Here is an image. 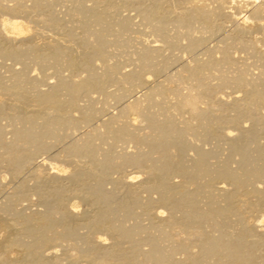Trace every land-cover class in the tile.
<instances>
[{
    "label": "bare ground",
    "instance_id": "bare-ground-1",
    "mask_svg": "<svg viewBox=\"0 0 264 264\" xmlns=\"http://www.w3.org/2000/svg\"><path fill=\"white\" fill-rule=\"evenodd\" d=\"M3 1L4 0H0V59L15 60L12 62L15 63L17 61L22 67L20 65V70L18 68L17 70L14 68H7L8 71L5 70L7 71L6 74L9 72L7 76H3L4 71L1 72L0 70V91L3 93L0 99V117L5 116L8 123L13 126H11L13 130H11L12 138L9 140L10 137L6 135L7 141L4 139L3 141V123L1 124L2 127L0 125V157H3V161L6 160V163L8 162L7 165L10 164V166H12V170L9 167L10 171H13L14 174L16 173L17 176L20 174V169H22L21 165H25L26 162L29 163L31 158H33L31 154H28L31 152L32 148H34L35 151L37 150L36 148L42 149L43 147L44 149L49 137L54 140L57 139L59 135L61 136V133L62 135L63 133L65 134V136L62 137L66 140L68 131L73 132L70 130L75 128L80 122H89L92 115L96 113L94 110L98 109V111H96L99 112L100 109L96 107V109H93L94 104H91L94 103L92 101L93 97H91L93 92L100 93L105 99L112 98L116 101H120L134 85L140 86L144 84V86L148 87V90L145 91L140 98L122 103L123 105L119 106L117 113L109 115L104 123L105 130L94 131L91 129L93 131H89L87 135L82 133L84 136L86 135L82 141L70 142L69 145L68 143L66 144L65 151L62 152L63 155L66 153L64 158L66 159L68 158L67 156H71L73 159H76V161H87L89 163L87 167L84 165L82 168V165H80L81 163L77 166L75 160L69 161L71 163L75 161V164H69V162H67L68 160L66 161L63 155H60V152L59 156L63 159H45L49 156L46 155L42 161L39 163L37 162V166L32 169L34 179L38 182L43 180V178L46 179L48 175L49 178L51 177L49 181L54 179V184L50 182L53 186L49 191L46 187L49 183L44 186L45 188L43 187V190L46 189L47 192L44 194L42 193L39 202L42 201L44 209L36 211V214L33 213L35 215L20 214L23 209L21 212H18L20 211L19 208H21L19 207L17 208L19 209L18 211H14L16 218L14 219L11 217L15 222L10 223L9 221L8 223L7 221L6 223L4 221L5 217L3 215L1 216L4 218L0 216V227L7 232L5 233L3 231L5 234H3L4 236L2 240H0V264H64L63 259H61L62 255H59V258V256H57L58 252L56 253L59 247L55 250V246L61 247L65 242L74 250V252L72 250V252L69 251L68 253L63 247L68 253H65L67 257V260L65 258V264H109L113 258L112 256L122 249L119 248V250H115L114 248H118V246L122 245L126 246L125 243L127 242L131 245L129 247L126 246L129 249L127 252L125 251L126 255L124 256H128L123 260L127 261L126 259L128 258L130 264L131 261L132 264H181L179 262L180 260H176L172 257V253H175L176 250L188 254V262H186V264H264V156L259 155L260 152L258 153L259 149L264 153V144L257 146L260 142L258 143L257 140L259 137L256 138V136H260V134L257 135L259 131L260 133L262 130L264 132V73L261 74L260 71H258L260 74L256 72L258 73V75L255 73L257 76L250 77L249 75H254V73L248 70V72L251 73L249 74L244 67L238 66L236 63L237 60L235 59L236 56L234 55V57L232 55L233 51H231L235 44L237 46L239 45V47L241 46L246 49V52L253 54V57L255 55L258 58L257 61L260 60V63L264 66V38L262 36L256 37L255 40H253L255 42H252V39L250 40V37H248L251 42L245 41L248 40L245 35L255 32L259 34L260 31L262 32L264 30V0H245V4L239 2L238 8L244 5L242 10L245 11L240 19L235 17L236 12L234 11L235 14H233L234 12L232 13L231 11L233 9L229 7L228 3L231 0L228 2L227 0H150L148 4H146L148 1L143 5L138 3L142 6H137V11L132 8L133 3L130 2V0H122L123 3L129 1V5L132 3L130 8L138 13V18L140 19V22H137L139 23L138 25H141L142 29L145 28L147 31L155 33L157 35L156 39L161 42V44H148L145 39L147 44L140 43L137 49L138 57L141 60L139 66L135 69L123 71V73L119 72L117 66L113 63L105 62L104 69L100 72L95 71L93 65V55L99 57L100 60H104L107 54L106 48L108 44L113 43L126 46L130 41L132 32L134 33L135 25H137L135 22H132L133 19H130V17L118 15L116 11L120 8L115 9L116 6H113L115 3L111 5V2L108 4L105 0H99L103 4V6H101L102 4L98 3H96V5H90L91 2L87 5V0H63L64 2H69V5L66 4L68 6L65 8L67 11L65 10L66 14H64V16L67 15L66 17L72 25L68 26V31H65L63 35L66 36L65 38L68 37V39L58 36H51L52 39H50V37L46 36L47 39L49 38L50 40H44V42L40 44L36 43V41L32 42L34 39L30 40L31 38L23 42L25 37L20 35L23 34L26 36V33L32 30L34 36L38 34L40 37L43 34L46 35L47 33L45 31L51 30V28L55 30L58 25L57 22L60 21H58L57 15L55 14L56 10L54 12L52 8V5H54L51 3L52 1L10 0L13 2L11 5H7L5 2L6 0L4 1L6 4H4ZM28 1L30 4H27ZM54 1L57 2L56 7L58 6V2L64 3L63 1L61 2V0ZM226 2L228 6H226ZM212 3H216V5L213 7L211 6ZM97 4L101 7L98 8L99 6H97ZM127 6H124V8ZM227 7L231 10L227 11ZM112 10H116L113 12L119 17L113 18L114 14L111 17ZM119 11L123 12L122 7ZM61 16L63 17V15ZM217 17H225L226 20L232 24V32L230 30L232 33V35H230L232 37H229L227 33V36L232 40L227 37V41L225 39L223 45L218 48L215 46V48H217L216 51H218L217 53H219L218 56L210 54L206 59H198L195 53L197 49L200 47L202 48L203 42L206 40L205 38H207L206 35L209 34L208 36H210L212 33L221 32L220 30L223 26V22H217ZM20 18H22V20ZM37 22L39 24L41 22L42 25H37ZM137 26L136 30H138V28L140 29L141 26L138 28ZM194 31L200 32V34L194 35ZM222 33L220 34L221 36ZM61 34H63V32ZM30 35L31 34H29V36ZM261 35H263V33ZM179 36H184L187 40L185 45L182 46L185 51L187 50V54L189 51L191 54L194 53L196 57L194 54L192 56L193 58L191 57L192 64L189 63L188 66H186L185 72L187 73L180 72L181 68H179L171 74H166L164 70L169 68L172 64L171 62L177 61L175 60L177 57H175V59H173V57V60H171L170 57H165L163 48L177 47L179 45ZM243 36L245 40H243ZM254 36L256 35H253V39ZM223 37L224 36H222V40L224 39ZM233 37L237 41H235ZM39 39L43 41V39ZM152 40H150L151 43ZM157 40L154 39L153 42ZM228 40L231 42L234 40L235 42L233 41L231 43L228 42ZM5 60L4 62H7ZM0 61L3 62V60ZM4 62L2 64L0 63L2 68L4 67ZM11 63L8 67L11 66ZM14 63L12 65H14ZM6 66L7 64L5 68ZM30 66L38 68L40 72L42 71L45 75V72H47L46 70L51 68V72L53 73V75L52 73L51 75L56 78L54 79L55 81L52 82L48 80L52 83L47 84L45 82L48 87L41 89L39 87L41 81L35 77L28 76L30 72H27V69ZM76 68H82L86 71V74L83 76L72 74L65 76L62 74V70L64 69L70 70L72 73ZM230 69L233 70L231 71ZM214 71H217V73H214ZM151 73L162 74L164 78L160 80L155 78L156 80L154 79L155 83L153 84L150 82V79L153 80ZM115 78L121 79L123 88L116 91L107 90L106 84ZM213 79H215L214 83L211 82ZM44 81L47 80L45 79ZM170 83L172 84L168 85ZM227 84L229 86L233 85L230 87L235 86L238 88L236 92L240 91L242 93L241 96L237 94L234 95V90L232 91L234 92L232 93L233 96L227 93L231 96V101L227 100L226 97H224L227 96V94L223 96V91L220 92L221 90L218 88H222L223 85L228 86ZM80 96L86 97L85 102H89L90 98L92 102L90 101L91 103L88 105L85 103V106H83L84 103L80 105L78 104V99L82 98ZM28 102H31V107L26 108L25 104L27 105ZM24 110L27 112H24ZM73 110L79 112V118L71 114ZM228 110L229 112L231 111V113L233 112V114L229 113L227 115L226 113L228 112L226 111ZM223 112L226 115H224ZM243 116L246 121H251V127L247 128V123L246 126L242 125L243 122L242 124L240 123L239 119ZM256 125H260V128H256L258 127ZM65 129H67V132H62ZM233 130H236V133H232ZM67 135L71 134L69 133ZM210 136L214 138L221 136L220 139H225L230 146L231 153L228 155L226 153L227 150H224V154L226 153L225 155L229 156V161L233 156L236 157L235 159L238 158V163L232 158L234 163L229 164V161H226V156L222 154L223 157L225 156L224 160L218 151L216 152L223 158V160L222 158L220 159L221 163L218 161V163L212 164L217 156L214 157L215 159L212 163L208 162L209 158H212L210 155L212 154L211 156H214L217 153L213 155L214 152L211 153L213 149L209 148V150H206L207 148L204 150L202 144L201 147H199L200 144L198 145L197 143L198 146H195L196 144H194V141H206ZM69 138L68 136L67 140ZM214 138H211V140ZM95 139L107 141V143L102 141L103 144L106 145L104 148H107V145L108 147H114V145L116 147L118 142H122L125 139L134 140L141 146L136 151H130L131 153H127V151L126 153L122 152V154L120 152L118 155L117 151V155H113L110 151L115 152L117 149L115 151L112 148V150H100L97 145L102 144V142L96 140L98 142L95 143ZM223 139L221 141H223ZM217 140H219V138ZM256 140V146L258 147V151H256L258 154L254 150L256 146L253 148V142H256ZM259 140H261V138ZM61 141H59V144H61ZM209 141L207 140L206 142ZM227 142L225 145H227ZM49 143L51 144V142H48V144ZM249 144L250 147L252 145L253 149L249 147L252 153L248 150L247 146H249ZM50 146L52 147V145ZM190 147L195 150L194 156L188 153L184 154V151H189L190 149L188 150L187 148ZM222 147H224V145ZM21 148H24V150L26 149L25 152H20V150H23ZM223 149L224 148H222V150ZM253 150L256 155H258L257 158L261 156L263 160L258 158L259 162L255 161L254 159L256 156L254 159L252 157L254 155ZM26 151L29 152L27 153ZM190 152L194 153L191 150ZM229 152L228 149V153ZM186 154L189 155V157H191V155L193 157L186 159ZM233 161L230 162L232 163ZM235 161L238 165H235ZM31 162L33 163V161ZM113 164H119V166L123 164H133L136 165V167H143V169L141 168L143 172L135 171V169L133 173H139L140 175L143 173V176H147L148 179L145 178L147 181L149 180V182H139V180L138 182L139 184L143 183L141 187L149 195H157V197H154L157 203L152 197H147L146 200L143 197V201L141 196L138 197V195H135V190L139 188L138 182H135L137 180H135L137 177L136 175H126L124 173L125 175L123 177L121 176L117 177V180L115 179L116 182L114 181V183L117 185L119 184V188L121 189V191L118 190L120 191L119 194L122 193L120 197H118V193L116 196V192L106 191L102 182L103 173L101 175V170H105L104 168H106L107 172V168H110L111 165L114 166ZM232 165H235L237 168H233L234 166L232 167ZM27 172L30 173V171ZM166 172L172 174L177 172V177L179 173L185 181L179 176L183 182L180 180L182 183H178L183 185L187 184L185 189L183 191L177 189L175 183H173L174 181H172L173 184L168 183L164 177ZM21 173L23 174V172ZM14 174L11 175L14 176ZM25 174L28 175V173ZM64 175H66L65 178H68L72 184V189L74 191H80V194L84 190H81V186L85 181L84 179L90 177L95 180V182L93 181L94 183L91 190L89 189V191H93L92 195L87 197L89 198V201L87 200L89 203H87H91L94 206L93 209H95V211H92L95 214L90 216L91 213H89V219H87V214L85 213L87 211H84L85 218L87 219H85L87 222L86 224H76L80 222L79 220H75L76 223L73 222L74 218H78L79 216V213L78 216H76L78 211L75 209L77 201L72 200L66 204L64 201H61V197L65 194L62 188L64 186L61 187V182L57 184L54 181L60 180ZM142 178L143 177H141V180ZM87 180H89V178ZM105 180H107V178H105ZM111 181L110 184H112ZM40 182H42V184L47 183H45V181ZM184 182H186V184H184ZM256 182H259L262 186ZM12 183L15 182L12 181ZM80 183L82 184L79 187ZM85 183H88V181ZM41 186L42 185H39V187ZM66 187L67 186L64 188L66 189ZM68 187L66 190L71 189L69 185ZM82 188H84V185ZM17 189L16 191L18 192ZM9 190H11V188ZM73 190H71L72 194L74 193L72 192ZM41 191L42 190H40V192ZM86 192L87 191H85V193ZM1 193L3 195V192ZM38 193L35 194L37 195ZM74 194L76 195L77 193ZM82 195L85 196V194ZM10 197H12V193ZM23 197L24 196L21 198ZM171 198L174 200L176 198V200L172 201L170 200ZM209 198H213L215 201L211 200L212 205L217 204L215 209L210 207L204 208L203 205V208H197V205H200L204 200L207 201ZM251 198L253 201H251ZM0 201L2 202V199ZM153 201L156 204H160L158 209L163 207L166 203H169L168 205L170 207V204H177L181 208L183 207L185 211L178 209L182 214L184 213L183 216H185L181 221H185L181 223L179 220L180 222L178 221L177 223H180V226L183 227L181 229H184L182 231L186 232V234L185 236L180 235V237L175 235V237H178L173 238L172 236L174 235L172 234L174 233L171 234L170 231L167 230V227L170 229L175 224L172 225L173 222L168 220L169 217L168 219L165 217L168 221L163 218L162 215L164 216V214L160 215L155 213L152 218L149 216L152 225L150 227L158 230V235L156 237L155 235L153 237L151 236V238L149 237L147 240L148 245L145 244V247L146 245L148 247L144 249L141 245L140 247H142V249H140L136 246L137 241H135L137 238L136 236L139 234L134 236L130 226L128 227L125 225L126 223L120 222L121 220L116 221V217L114 218L113 215L116 214L118 210H121L124 211V215H122L124 218H129L126 216L133 215L134 213L136 216L137 213L133 211L136 206L141 207L142 211H148ZM15 202L17 201L15 200ZM81 202H83V200ZM211 203L209 202V204ZM246 204H251L250 209L248 207L249 211H247L248 209L246 210L247 206H249ZM10 205L4 203L3 207H1L2 211L4 209L9 210L11 208ZM42 205L41 207L43 208ZM168 205H166V207ZM173 209L172 207V210ZM169 210L171 211V209ZM254 210L259 213L257 218L254 216L255 214L253 215L254 217L252 216ZM170 211H168L169 215L172 214H170ZM151 212L154 214L152 210ZM176 213L177 212H175L174 219L177 216ZM8 216L10 215H7V217ZM173 216V214L170 216V220L173 219ZM179 216H177V218ZM183 216H180L179 219ZM139 217L141 216L139 215L138 218ZM145 217L146 216H144V219H146ZM122 221H124V219ZM136 221H134V223H136ZM139 223H141V220ZM188 224L193 226L197 225V227L195 226L196 230H186ZM79 227L87 228L88 232L80 235L82 231L80 233L78 232ZM142 228L143 227H141V229ZM173 228L175 230L176 226ZM135 229L136 228L132 229L133 232ZM180 232L179 234H183ZM133 236L136 238L134 239ZM136 240H138V238ZM53 242L56 244L52 246ZM166 242L169 243L165 245L164 243ZM193 242L195 244V249L192 250L191 248L194 247L192 246L191 248L189 247L188 250L189 244H193ZM49 243H51V246L48 245ZM44 244L48 246L43 247ZM16 246L20 247L17 248L19 251L18 258L16 257L18 254L16 256L15 254H9L10 250H13ZM81 246H88L90 249H88L89 252L87 254L82 253L83 249H81ZM111 247L114 248L111 249ZM113 250L116 252L114 253ZM123 250L122 252H124ZM97 251H99V255L102 254V258L99 256L100 258L98 259L93 256V253L96 254ZM100 251H103L104 254L100 253ZM121 254H119V256ZM124 256L121 258H124ZM121 258H119V260H121ZM115 260L118 264L119 260L114 258L113 262ZM120 262L123 263V261H119V264ZM182 263H185L184 259Z\"/></svg>",
    "mask_w": 264,
    "mask_h": 264
},
{
    "label": "rangeland",
    "instance_id": "rangeland-1",
    "mask_svg": "<svg viewBox=\"0 0 264 264\" xmlns=\"http://www.w3.org/2000/svg\"><path fill=\"white\" fill-rule=\"evenodd\" d=\"M5 1V0H4ZM3 1V3L4 4H6L7 3V5H11L13 2L12 1H10V0H6L5 2ZM48 1H52L51 3H53L54 5H52V8L54 9V12H55V10H56V12H55V14L57 15V18H58V21H60V22H57L58 23V25L56 26V28H55V30H54V28L52 29L51 28V30L53 31H51V30H47V31H45L47 34L46 35H41L40 37H39V35L37 34V35H33L32 34V30L29 32V33H26V36L25 35H23V34H21L20 36H24L25 37V40H23V42H26V41H28L30 38V40H32V39H34V41L32 40V42H35L36 41V43H40L41 44V42H44V40L45 41H47V40H50V39H52L51 38V36H53V37H66V36H63L64 35V33H65V31H68V26H72L70 23H69V19L66 17V16H64V14H66V12H65V8L69 5V2L68 1H66V2H64L63 0H61V2L63 1L64 3L63 4H65V5H63L62 3H59L58 2V6L56 7V5H57V2L56 1H54V0H48ZM112 1H114V0H109V1H107V0H105V2L106 3H108V4H110L109 2H111V5H112V3L114 4L113 6L115 7V9H121V7H122V10H123V12H121V11H116V10H112V13H111V17L113 16V14H114V17L113 18H115V17H119L118 15H120V16H128V17H130V19H133L132 20V22H135V24H139V23H137L138 21L140 22V19L138 18L139 16H138V13H136V11H137V6L139 7V6H142L144 3H146L147 1V3L146 4H148V3H150V0H133V1H131L130 0V2H132L133 3V6H132V3H131V5H129L130 4V2L128 1V2H124L123 3V1L122 0H115L114 2H112ZM228 1H230V0H227V2ZM244 1L245 0H231L228 4H229V7H231V9H233V10H231L229 7H227V11L228 10H231L232 11V13L235 11L236 12V14H235V12L233 13V14H235L234 16L236 17V18H238V19H240L243 15H244V13H245V11L244 10H242V7L244 8V5H242V7L240 6L239 8H238V5L240 4V3H242V4H245L244 3ZM90 2H91V4H90ZM100 2V3H99ZM118 2V3H117ZM143 2V3H142ZM215 2V1H214ZM227 2H226V4H227ZM240 2V3H239ZM96 3H98V4H102V2L101 1H99V0H97V1H95V0H93V3H92V0L90 1V0H87V2H86V4L88 5V4H90V5H96ZM129 3V4H128ZM137 3V4H136ZM138 3H141V4H138ZM232 3H234V4H232ZM27 4H30V2L28 1L27 2ZM66 4H68V5H66ZM97 4V6H99L98 8H100L101 6H103V4L100 6V5H98ZM118 4V5H117ZM121 4V5H120ZM124 4V5H123ZM228 4L226 5V6H228ZM120 5V6H119ZM128 5V6H127ZM216 5V3H212L211 4V6H215ZM230 5H233V6H230ZM60 6V7H59ZM64 6V7H63ZM118 6V7H117ZM124 6H127V7H125V8H127V9H125L124 8ZM132 6V8H134L136 11H134L132 8H130ZM56 9H55V8ZM60 9H59V8ZM62 8V9H61ZM241 8V9H240ZM64 9V10H63ZM130 9V10H129ZM133 11H132V10ZM217 10V9H216ZM240 10H242V11H240ZM67 11V10H66ZM113 11H116V13L118 14H116L115 12H113ZM238 11V12H237ZM240 11V12H239ZM119 12H120V14H119ZM135 12V13H134ZM122 13V14H121ZM124 13V14H123ZM238 13V14H237ZM239 13H240V15H239ZM127 14V15H126ZM59 15V16H58ZM61 15H63V17L61 16ZM130 15V16H129ZM7 16V15H6ZM45 16V15H44ZM239 16V17H238ZM132 17V18H131ZM224 18L225 17H223V18H216V21L217 22H223V26H222V28H221V32L220 33H212V35H210V36H208V35H206L207 36V38H205L206 40L203 42V45H202V48L200 47L199 49H197L196 50V56H197V58L198 59H206V58H208V56L210 55V54H214V55H217L218 56V54L219 53H217L218 51H216L217 50V48L219 47V46H221V45H223L224 44V40L226 39V41H227V35L229 34V37H232L231 35H232V24L228 21V20H226V18H225V20H224ZM21 20H22V18H20ZM220 21H219V20ZM223 19V20H222ZM226 21V22H225ZM62 22V23H61ZM65 24V26H64V24ZM31 24V23H30ZM39 23L37 22V25H38ZM40 24H41V22H40ZM39 24V25H40ZM68 24V25H67ZM228 24V25H227ZM231 24V25H230ZM31 25H33V24H31ZM30 25V26H31ZM42 25V24H41ZM67 25V26H66ZM137 25H135V29H134V33L132 32V34H131V37H130V41L126 44V46H121V45H117V44H113V43H110V44H108V46H107V54H106V56L104 57V60H100V58L99 57H96V56H94L93 55V62H94V69H95V71H97V72H100V71H102L103 69H104V63L105 62H107V63H113V64H115L116 66H117V69L119 70V72H122L123 73V71L125 72V71H128V69H135V68H137L138 66H139V64H140V62H141V60L139 59V57H138V54H137V49H138V46L140 45V43H142V44H144V43H146V41H147V43L149 44H154V43H160L161 44V42H159L157 39H156V37H157V35L155 34V33H153V32H151V31H147V29H142V26L140 27L139 25L137 26ZM225 25H227V26H225ZM61 26V27H60ZM136 26H137V28L138 27H140V29H142V30H140L139 28H138V30H136ZM65 27H66V29H65ZM231 27V28H230ZM50 28V27H49ZM70 28V27H69ZM224 28V29H223ZM229 28V29H228ZM228 29V30H227ZM62 30H64V31H62ZM230 30H231V32H230ZM57 31V32H56ZM51 32V33H50ZM58 32H59V35H58ZM63 32V34H61ZM218 32V31H217ZM223 32V33H222ZM226 34H225V33ZM230 32V33H229ZM257 32H259V31H257ZM222 33V36H224L223 38V40H222V36L220 35ZM228 33V34H227ZM263 33V35H261V34ZM29 34H31L30 36H29ZM50 34V35H49ZM193 34L194 35H199L200 34V32H197V31H194L193 32ZM218 34V35H217ZM225 34V35H224ZM231 34V35H230ZM256 35V36H254V39H253V35ZM258 33H251V34H247V35H245V37L248 39V40H245L244 39V36H243V40H245V41H250L251 39V41L252 42H255V41H253V40H255V38L256 37H260V36H262L263 38H264V30L261 32H259V34L257 35ZM27 35H28V37H27ZM35 37H33V36ZM248 35H250V36H248ZM50 37V39L48 38L47 39V37ZM28 39H27V38ZM45 37H46V39H45ZM226 37V38H225ZM228 37V38H229ZM248 37H250V40H249V38ZM39 38H41V39H43V41H41ZM234 38V37H233ZM65 39H68V37L67 38H65ZM143 39H144V41H143ZM145 39H146V41H145ZM155 39V40H157V41H154L153 42V40ZM230 40H232L231 38H229ZM148 40H149V42H148ZM150 40H152V43L150 42ZM178 40H179V45L177 46V47H175V48H168V47H164L163 48V54H164V56L165 57H170V59L171 60H173V59H175V57H177V59H175V60H177V61H174V62H171L172 64L169 66V68H167V69H165L164 70V72L167 74H171V73H173V72H175L177 69H179V68H181V70H180V72H183V73H187V72H185V70H186V66H188V64L189 63H191L192 64V56H193V54H191V53H189V51H188V54H187V50L185 51V49H183V47L182 46H184L185 45V43H186V38L184 37V36H179L178 37ZM230 40H228V42H231ZM234 40H235V38H234ZM233 40V41H234ZM232 41V42H233ZM235 41H237V40H235ZM234 41V42H235ZM250 41V42H251ZM264 41V40H263ZM231 42V43H232ZM262 42V41H261ZM260 42V43H261ZM146 43V44H147ZM259 43V42H258ZM218 46H217V45ZM235 44V43H234ZM262 44H263V42H262ZM261 44V47L263 48V45ZM215 46L217 47V48H215ZM235 47V48H234ZM233 47V49L231 50V51H233L232 52V55L234 56H236V60H237V65L238 66H241V67H244L245 69H246V71L248 72V70H249V72H253L254 73V75H252L251 73H249V74H251V75H249L250 77L251 76H257L258 75V71H260V73L261 74H263L264 73V66L260 63V60L259 61H257L258 60V58L254 55V57L256 58H254L252 55L253 54H250L249 52H246V49H244V48H242L241 46L239 47V45L237 46L236 44H235V46ZM242 49H244V50H242ZM199 50V51H198ZM248 51H250L249 49H247ZM198 52V53H197ZM184 54V55H183ZM195 54H194V56H195ZM180 56H181V58H180ZM195 56V57H196ZM234 56V57H235ZM174 57V58H173ZM179 57V58H178ZM192 57V58H191ZM194 57V58H195ZM238 57V58H237ZM159 58V57H158ZM173 58V59H172ZM180 59V60H179ZM0 60H3V62H4V60L5 59H0ZM190 60V61H189ZM5 61H7V62H4V69L0 66V70H1V72L2 71H4L3 72V76H7L8 74H9V72H8V74H6L7 73V71H8V69L7 68H14V69H16L17 70V68L20 70L21 68H20V65H19V63H17V61L14 63V62H12V61H15V60H5ZM2 61H0V63H1ZM2 62V63H3ZM12 62V63H11ZM1 63V64H2ZM7 64V66H6V68H5V65ZM10 63H11V66H9L8 67V65H10ZM14 63V65H12ZM17 63V64H16ZM14 66V67H13ZM19 66V67H18ZM21 67H22V65H21ZM32 66H30V67H28V69H27V72H30L29 74H28V76L29 77H35L36 79H39L41 82H40V88L41 89H44V88H47L48 87V85L47 84H50V83H52V82H54L55 80L54 79H56V78H54V76H52L53 75V73L51 72L52 71V69L51 68H49L48 70H46L47 72H45L46 73V75L41 71L40 72V70L38 69V68H34V67H32ZM5 70H7V71H5ZM30 70V71H29ZM231 71L233 70V69H230ZM262 71V72H261ZM1 72H0V75H1ZM62 74L63 75H65V76H69V75H77V76H83V75H85L86 74V71L85 70H83L82 68H76L75 70H73L72 71V73H71V71L70 70H66V69H64V70H62ZM143 72H145V71H143ZM164 72H162V73H164ZM256 72H258V73H256ZM49 73H50V75H49ZM51 73H52V75H51ZM73 73H75V74H73ZM214 73H217V71H214ZM257 75H256V74ZM259 73V74H260ZM6 74V75H5ZM36 74V75H35ZM48 74V75H47ZM32 75V76H31ZM33 75H35V76H33ZM264 75V74H263ZM37 76V77H36ZM49 76H52V77H49ZM151 76H152V78H153V80L152 79H150V82H152L153 84L155 83V80L157 79H162V78H164L163 76L164 75H162V74H159V73H151ZM48 79H47V78ZM76 77V76H75ZM151 78V77H150ZM156 78V79H155ZM42 79V80H41ZM47 80V81H44V80ZM155 79V80H154ZM52 81V82H49V81ZM44 83H43V82ZM214 81H215V79H213V80H211V82H213L214 83ZM47 84H46V83ZM47 86H46V85ZM123 83H122V81H121V79H119V78H115V79H113V80H111V81H109L107 84H106V87H107V90H109V91H112V90H114V91H116V90H121L122 88H123V85H122ZM151 84V83H150ZM153 84H151V85H153ZM172 83H170V84H168V85H171ZM228 85V84H227ZM230 86H233V85H230ZM229 85L228 86H222V88L221 87H218L221 91L220 92H222V94H223V96L224 95H226L227 93L228 94H232V93H234V95L235 94H237V95H240L241 96V92L240 91H237L236 92V90H238V88H236L235 86L234 87H230ZM217 88V89H218ZM219 89H218V92H219ZM148 90V87H146V86H144V84H141L140 86H137V85H134V86H132L131 87V90H129L125 95H124V97L120 100V101H116V100H114V99H112V98H104V96L103 95H101L100 93H98V92H93L91 95V97H93L92 99L90 98L89 100L91 101H93L94 103H91L89 100V102H85V96H80V97H82V98H80V99H78V104H80V105H82L83 103V106H85V103H86V105H88L89 103H91V104H94L93 105V109H96V108H99L100 110H99V112H97L98 111V109H96V110H94L96 113L94 114V112H93V114L94 115H92V117H91V119H90V121L89 122H87V123H84V122H80L75 128H72V130H70V129H68V130H70V131H73V132H69L68 131V133L67 134H71V135H67L66 134V137L68 138V136L70 137L68 140H67V138H66V140H64L63 139V137L62 136H65V134L63 133V135H62V133H61V136L59 135L58 136V140L57 139H54L53 140V138H51V137H49V139L47 140V138H46V140H47V145L49 146H45L44 147V149H43V147H42V149H40V151H39V149L38 148H36L37 150L36 151H38V152H36L35 151V149L34 148H32V149H34V150H32L31 149V152H29V151H26L28 154H31V157H33V158H31V160L29 161V163L28 162H26L25 163V165L24 164H22L21 165V168L22 169H20V171L21 170H23V171H21V172H23V174L19 171V173L20 174H18V176H20V177H18L17 175H16V173L14 174L13 173V171H10V168H11V170H12V166H10V164L9 165H7V163H6V160L5 161H3V157L1 158L0 157V161H2V162H0V180H3V181H0L1 183H4V184H1L0 183V200L2 199V202L0 203V205L4 202V199H5V204L7 203L8 205H10L11 206V208L8 210V209H4L3 211H2V209H1V207H3V205H4V203L0 206V209H1V213H0V216L1 215H3L4 217H2V218H4V221L7 223V221H8V223H9V221H10V223L11 222H15L14 221V219L16 218L15 217V213H14V211L16 210V211H18L19 209H20V211H18V212H21V210H22V212L20 213V214H25V215H30L31 216V214H32V216L33 215H35L36 214V211H39V210H42V209H44V204L42 203V201L41 202H39L41 199H39V198H41L40 196L42 195V193L44 194V193H46L47 192V190L49 191V189H52V186L53 185H51V183L52 184H54L53 183V180L54 179H52V181H49V180H51L49 177H48V175L46 176V179L45 178H43V180H40V181H45V183L46 184H42V182H40V181H38L37 182V180H35L34 179V177H33V175H32V173H33V170L32 169H34L37 165L36 164H38L40 161H42L43 160V158H45V156L46 155H49V156H47V158H45V159H51V160H59V159H63L65 156H66V153L63 155V151H65V147H66V144L68 143V145H69V143L70 142H79V141H82L84 138H85V136L87 135V133L89 132V131H103V130H105V122H106V120H107V118L109 117V115H112L113 113H117V111H118V109H119V106L121 105H123L122 103H126L127 101H131V100H134L135 98H140L143 94H144V92L145 91H147ZM235 90V91H234ZM232 91H234V92H232ZM229 92H231V93H229ZM227 94V96H224V97H226V99L227 100H230L231 99V96H233V94L230 96V95H228ZM2 96H3V93L0 91V99L2 98ZM228 96H230L229 98H227ZM88 99V98H87ZM87 101V100H86ZM231 101V100H230ZM229 102V101H228ZM30 104H31V102H28L27 103V105L25 104V107L26 108H28V107H31L30 106ZM79 105V106H80ZM25 107H23L24 109H26ZM96 107V108H95ZM26 110H24V112H25ZM27 112V111H26ZM225 112V111H224ZM224 112H223V114H224ZM226 112H228V113H226L227 115L229 114V113H231V111L229 112V110L228 111H226ZM71 114H73V116L74 117H76V118H79L80 116V114H79V112L77 111V110H73V111H71ZM226 114H224V115H226ZM231 114H233V112L231 113ZM4 118V120H3V118ZM0 125L2 124L3 125V128H2V130H4L3 131V133L4 134H2L3 135V137H2V140L4 139L5 141H7V137H10L9 138V140L12 138V125L11 124H9L8 123V120L6 119V117L5 116H1L0 117ZM6 119V120H5ZM242 119V120H241ZM241 119H239L240 120V123L242 124V122H243V126H246V123H247V128H249V127H251L252 125H251V121L249 120H247L246 121V119H245V117L243 116ZM244 120V121H243ZM88 124V125H87ZM249 124H250V126H249ZM2 125H1V127H2ZM225 125V124H224ZM12 126V127H11ZM256 126H258V127H256ZM255 127L256 128H260V125H256ZM91 129H93V130H91ZM12 130V131H11ZM10 131V132H9ZM234 131V130H233ZM232 131V133H236L235 131L233 132ZM9 132V133H8ZM62 132H67V129H65L64 131H62ZM6 133H8V134H6ZM86 134L85 136L83 135V134ZM219 133V132H218ZM263 133V134H262ZM77 135V137H76V135ZM258 134H260V136H256V138L257 137H259V138H257V140H258V143L260 144H258L257 146H261V145H263L264 144V132H263V130H262V132L260 133V131H259V133H257V135ZM6 135H7V137H6ZM62 137V138H61ZM83 137V138H82ZM6 138V139H5ZM62 140H60V139ZM65 138V137H64ZM71 138H73V139H71ZM77 138V139H76ZM209 139H207L208 141L209 140H211V138H214V137H208ZM219 138V140H217V139ZM221 138V136H219V137H215L214 139H216V140H214V139H212L211 141H209V142H206L205 140H202V142H200V140H199V142L197 141V140H195L194 142V144H200V146L199 147H201L202 145L204 146V147H202L204 150L206 149V150H209V149H213V150H211V153L212 152H214L213 153V155L215 154V153H217L216 151H218V153L220 152V155L223 157V155L222 154H224V152L226 151V153L228 154V155H230V153H231V150H230V146L228 145V142L227 141H225V139H223V141H224V143H223V141H221L222 139H220ZM261 138V140H259ZM79 139V140H78ZM3 140V141H4ZM8 140V141H9ZM96 140H100V139H95V143H97L98 141H96ZM193 140V139H192ZM257 140H256V142L254 141L252 144H253V148H254V146H256V144H257ZM56 143H55V142ZM59 141H61V144H59ZM101 142L103 141L104 143H107V141H105V140H100ZM197 141V142H196ZM217 141V142H216ZM48 142H51V144L49 143L48 144ZM103 142H102V144H103ZM221 142H222V145H221ZM226 142H227V145H225L226 144ZM100 143V142H99ZM117 143V142H116ZM116 143H114V144H116ZM213 143V144H212ZM57 144V145H56ZM102 144H99V145H97V147H98V149L100 148V150H110L111 148L112 149H114V151L115 152H112V151H110L113 155H117V153H118V155H119V153L121 152H127V153H129L130 151L132 152V151H136L141 145L140 144H137L134 140H131V139H125V140H123L122 142H118V144H117V146L115 147V145H114V147H108V145H107V148L105 147L104 148V146H106V145H102ZM195 145V146H198V145ZM202 144V145H201ZM217 144V145H216ZM50 145H52V147L50 146ZM213 145V146H212ZM218 145H220V146H218ZM224 145V147H222ZM248 145V144H247ZM53 146H55V147H53ZM62 146V147H61ZM101 146H102V149H101ZM227 146V147H226ZM255 147L254 148V150L256 151L257 149H258V147ZM193 147V146H192ZM210 147H213V148H210ZM218 147V148H217ZM248 147V150L249 151H251V149H253L252 148V145H251V147H250V144H249V146H247ZM251 149H250V148ZM104 148V149H103ZM209 148V149H208ZM222 148H224L223 150H222ZM226 148V149H225ZM229 149V153H228V149ZM20 149V148H19ZM21 149H23V150H20V152L22 151H24L25 152V150H24V148H21ZM111 149V150H112ZM188 150L190 149L191 151H195V150H193V148H187ZM215 149V150H214ZM218 149V150H217ZM222 150V151H220V150ZM44 150V151H43ZM190 150L189 151H184V154L185 153H188V154H192L193 156H194V154H195V152L194 153H192V152H190ZM225 150V151H224ZM253 150V151H254ZM118 151V152H117ZM255 151H254V155L252 156L253 157V159H254V157L256 156V158L254 159L255 161H258L259 162V159H262L263 157H261V156H264V153L262 152V151H260V149H259V151H258V153H259V155H261L260 157H258L257 158V156L258 155H256V153H257V151H256V153H255ZM59 152H60V155L62 154L63 155V158L61 157V156H59ZM117 152V153H116ZM130 152V153H131ZM222 152V153H221ZM261 152H262V154H261ZM55 153V154H54ZM114 153H116V154H114ZM215 154L214 156H211L210 155V157H212L211 159L209 158V160H211V161H209L208 160V162H210V163H212V161L215 159L214 157H216L217 156V158H216V162L215 161H213V163L212 164H214V163H218V161L221 163V158L222 157H220V155L219 154ZM225 153V154H226ZM250 153H252V151L250 152ZM257 153V154H258ZM33 154V155H32ZM123 154V153H122ZM224 154V155H225ZM36 155H38V156H36ZM53 155V156H52ZM55 155V156H54ZM191 155V157H193ZM4 156V155H3ZM226 156V155H225ZM224 156V157H225ZM236 156V155H235ZM39 157H40V160H39ZM60 157V158H59ZM68 158H64L67 162H69V161H73V160H75L76 161V159H73L71 156H67ZM185 157H187L186 159H188V158H191V157H189V155H185ZM219 157V158H218ZM223 157V158H224ZM223 158H222V160H223ZM226 161L228 160L229 161V156H226ZM231 158V157H230ZM233 159H235L236 157H232ZM230 159V161H233V159ZM39 160V161H37V160ZM72 159V160H71ZM218 159V160H217ZM257 159V160H256ZM224 160H225V158H224ZM236 161L238 160V158L237 159H235ZM263 160V159H262ZM31 161H33V163L31 162ZM74 161V162H75ZM84 161V160H83ZM228 162L229 164H233L234 163V161L231 163V162ZM236 161H235V165L238 163V161H237V163H236ZM38 162V163H37ZM74 162H72L73 164H75L76 163V165L77 166H79V164L80 165H82L81 167L83 168L84 167V165H86V167L89 165V163L87 162V161H84V162H82L81 160H77L75 163ZM223 162V161H222ZM2 163V164H1ZM29 165H28V164ZM64 163H66V162H64ZM72 163L71 162H69V164H71L72 165ZM78 163V164H77ZM6 166H5V165ZM33 167H31V166ZM34 165V166H33ZM114 165V164H113ZM118 165V166H117ZM121 165V164H120ZM132 165V166H131ZM235 165H232V167L233 168H235L236 166ZM238 165V164H237ZM26 166V167H25ZM112 166V165H111ZM110 166V168H107V172H106V168H104L105 170H101V175H102V173H103V177H102V182H103V185H104V188L106 189V191L108 190V192H111V191H113V192H116V196H117V193L119 194V192L121 191V189L119 188L120 186H119V184L117 185L116 183H114V181L116 182V180L118 179L117 177H123L125 174L126 175H128V174H131V175H136L137 177L135 178V182H138V180H139V182L140 181H143V182H149V180L147 181V176H143L144 174L143 173H141V175L139 174V173H137V174H135V173H133V172H135V171H141V172H143V167H136V165H133V164H123V165H121V166H119V164H116V165H114V166H112L111 167ZM133 166H135V167H133ZM10 167V168H9ZM30 167V168H29ZM85 167V168H86ZM109 167V166H108ZM231 167V166H230ZM69 168H70V166H69ZM114 168V169H113ZM116 168V169H115ZM139 168V169H138ZM237 168V167H236ZM25 169V170H24ZM136 169V170H135ZM141 169V170H140ZM135 170V171H134ZM27 171H30V173L29 172H27ZM103 171V172H102ZM104 171H105V175H104ZM132 171V172H131ZM7 172V173H6ZM10 172V173H9ZM109 172V173H108ZM127 172H131V173H127ZM25 173H28V175L27 174H25ZM125 173V174H124ZM175 173V172H174ZM172 174V173H170V172H166L165 174H164V177L166 178V180H167V182L168 183H170V184H173V183H175V186L177 187V189H179V190H181V191H183L184 189H185V187H186V182H184V184H186V185H183V184H179V183H182L183 181H185V179L184 178H182V176L178 173V177L176 176L177 175V172L175 173V174ZM11 174H14V176L13 175H11ZM107 174V175H106ZM110 174V175H109ZM139 174V175H138ZM23 175H24V177H23ZM172 175V176H171ZM28 176V177H27ZM44 176V177H45ZM65 176L66 175H64L63 177H61V179L60 180H58V181H54L55 183H60V186L62 187V186H67L68 187V185L70 186V190L68 189V190H66L67 189V187H66V189L64 188V187H62L63 189H64V192H65V194L61 197V201L63 202L64 201V203L66 204L67 202H69V201H77V206H76V210L78 211L77 212V214H76V216H78V213H79V216H78V218H74V220H73V222L74 223H76V221H80V222H77L76 224H78V223H83V224H86L87 222H86V220L87 219H89V216H88V214L89 213H91V215L90 216H92V215H94L95 213L92 211V210H94L95 211V209H93V205L91 204H88L89 202V198H87L89 195H92V192L91 191H89V189L91 190V187H92V185H93V183L95 182V180L93 179V178H90V177H88L89 178V180H87L88 178H86V179H84L82 182H83V184L82 183H80V185H79V187L81 186V184H82V186H81V190L82 189H84L85 191H87L86 193H87V196H86V193H85V191L83 190V192L80 194V191L78 192V191H74L73 189H72V184L70 183V181H69V179L68 178H65ZM104 176H105V178H107V180H105V178H104ZM108 176V177H107ZM110 176V177H109ZM175 176V177H174ZM179 176H181V178L183 179V181L181 180V178L179 177ZM12 179V181L13 182H15V183H12V181H11V179ZM141 177H143L142 178V180H141ZM147 179H146V178ZM169 177V178H168ZM16 178V179H15ZM20 180H19V179ZM49 178V179H48ZM63 178V179H62ZM104 178V179H103ZM113 178V179H112ZM172 178V179H171ZM18 179V180H17ZM33 179V180H32ZM48 179V180H47ZM111 179H112V181H111ZM116 179V180H115ZM178 179V180H177ZM9 180V181H8ZM111 181V183L112 184H110V181ZM145 180V181H144ZM180 180L182 181V182H180ZM11 181V182H10ZM18 181V182H17ZM35 181V182H34ZM66 181V182H65ZM86 181H88V183H85ZM94 181V182H93ZM172 181H174L173 183H172ZM175 181H177V182H175ZM10 182V183H9ZM21 182V183H20ZM30 182H31V184H30ZM51 182V183H50ZM69 182V183H68ZM139 182H138V185H139V188H137L136 190H135V192L137 193H135V195L137 196L138 195V197H140L141 196V199H143V201H144V198H145V200L147 199V197H152L153 199H154V201H155V199L156 198H154V197H157V195H155V194H151V195H149L146 191H144L143 189H142V187H141V185L143 184V183H140L139 184ZM179 182V183H178ZM8 183V184H7ZM35 183V184H34ZM37 183V184H36ZM41 183V184H40ZM49 183V184H48ZM63 183V184H62ZM65 183V184H64ZM67 183H68V185H67ZM256 183H259V182H256ZM11 184V185H10ZM13 184V185H12ZM20 184V185H19ZM42 185L41 187H39V185ZM48 184V185H47ZM87 184H88V186H87ZM117 186H116V185ZM260 184V183H259ZM259 184H257V185H259ZM5 185V186H4ZM9 185V186H8ZM19 187H18V186ZM22 185V186H21ZM25 185V186H24ZM27 185H28V187H27ZM31 185V186H30ZM33 185V186H32ZM47 185V186H46ZM50 185V186H49ZM83 185H84V188H82L83 187ZM261 186H262V184H260ZM259 185V186H260ZM2 186V187H1ZM8 186V187H7ZM12 186V187H11ZM44 186H46L48 189L46 190H43V187ZM106 186V187H105ZM115 186V187H114ZM6 187V188H5ZM38 187V188H37ZM85 187H87L88 188V190H87V188H85ZM11 188V190H9ZM18 188V189H17ZM29 188V189H28ZM45 188V187H44ZM69 188V187H68ZM118 188V189H117ZM16 189L18 190V192L16 191ZM104 189V190H105ZM114 189V190H113ZM8 190V191H7ZM13 190V191H12ZM21 190V191H20ZM37 190V191H36ZM40 190H42L41 192H40ZM71 190H73L72 192H74V193H79L78 194V196L80 197H78L77 196V194L75 195L74 193L72 194L71 193ZM117 190V191H116ZM118 190H120V191H118ZM140 190V191H139ZM7 193H6V192ZM18 193H16V192ZM25 191V192H24ZM36 191V192H35ZM38 191H39V193H38ZM67 191V192H66ZM139 191V192H138ZM1 192H3V195H2V193ZM30 192V193H29ZM32 192H34V193H32ZM5 193V194H4ZM9 193V194H8ZM11 193H12V197H10L11 196ZM15 193V194H14ZM19 193H20V195H19ZM28 193V194H27ZM35 193H38L37 195L35 194ZM66 193H68V194H66ZM70 193H71V195H70ZM89 193V194H88ZM91 193V194H90ZM32 194V195H31ZM40 194V195H39ZM82 194H85V196H86V198H85V196H83ZM145 194V195H144ZM66 195H67V197H66ZM82 195V196H81ZM122 195V193H120L119 194V196L118 197H120ZM147 195V196H146ZM2 196H3V198H2ZM22 196H24L23 198H21ZM26 196H28V197H26ZM36 196V197H35ZM65 196V197H64ZM69 196V197H68ZM146 196V197H145ZM173 196V195H172ZM31 197V198H30ZM72 199H71V198ZM82 201L83 200V202H81L78 198ZM144 197V198H143ZM27 198V199H26ZM66 198V199H65ZM77 198V199H76ZM178 198V197H177ZM19 199V200H18ZM32 199V200H31ZM36 199V200H35ZM69 199V200H68ZM15 200L17 201V202H15ZM29 200V201H28ZM66 200V201H65ZM88 200V201H87ZM170 200H172V201H175L176 200V198H175V200L174 199H170ZM211 200L212 201H214L213 200V198L212 199H208L207 201H202L201 202V204L200 205H197V208H203V206H204V208H207V207H210V208H216V205L217 204H213L212 205V203H211ZM14 201V202H13ZM21 201V202H20ZM80 201V202H79ZM153 201V205L151 204V207H149L148 209V211L147 210H145V211H142V209H141V207H139V206H136L135 207V210H133L134 212H136L137 213V217L135 216V213L133 214V215H130V216H126V217H129V218H124V216H122V215H124L123 214V212L124 211H121V210H118L117 212H116V214H114L113 215V217L115 218V220L117 221V220H121L120 222H122V223H126L125 225H127L128 227L130 226V228H131V232H132V234L135 236L136 234L138 235V236H136L137 238H138V240H136L135 238H134V236H133V238L135 239V241H137V247H139L140 249H142V247H140L141 245L143 246V248L145 249L146 247H148L147 245V240H148V238L150 237L151 238V236L153 237L154 235H155V237L158 235V230H156L155 228H152V227H150V226H152L151 225V221H150V219L152 218V216H154L155 215V213L157 214H160V215H162V214H164V216L162 215V217L163 218H167L168 219V217H169V221L170 222H173L172 223V225L173 224H175V225H171L172 227L169 229V227H167V230H169L170 231V233L172 234V233H174V234H172V235H174V236H172L173 238H176V237H180V235L181 236H185V234H186V232H184V231H182V230H184V229H181V228H183V227H181L180 226V223L178 224L177 222L180 220H182V219H184L185 218V216H183L184 215V213L182 214L181 213V211L183 210V211H185V209L182 207H180L179 205H177V204H175V205H173V204H170L171 205V207L168 205L169 203H166V204H164L163 205V207H161L160 209H158V206L160 205V204H156L155 202ZM251 201H253V199L251 198ZM30 202V203H29ZM32 202V203H31ZM36 202H37V204H36ZM88 202V203H87ZM209 202L211 203V204H209ZM215 202V201H214ZM213 202V203H214ZM13 203V204H12ZM19 203V204H18ZM21 203V204H20ZM43 205H42V204ZM208 203V204H207ZM25 205V206H23V205ZM39 204V205H38ZM86 204V205H85ZM13 205V206H12ZM19 205V206H18ZM21 205V206H20ZM41 205L43 206V208L41 207ZM80 205V206H79ZM156 205H157V208H156ZM166 205H168L167 207H166ZM203 205V206H202ZM207 205V206H206ZM246 205H249V206H247V208H246V210L248 209V207H249V209H250V205L251 204H246ZM245 205V206H246ZM88 206V207H87ZM92 206V207H91ZM19 207H21V208H19ZM25 207V208H24ZM27 207V208H26ZM85 207V208H84ZM160 207V206H159ZM166 207V208H165ZM168 207H170V208H168ZM172 207L174 208L173 210H172ZM17 208H19V209H17ZM30 208H32V209H29ZM84 208V209H83ZM88 208V209H87ZM90 208V209H89ZM151 208V209H150ZM155 208H156V212H155ZM162 208H165V209H162ZM176 208V209H175ZM181 210H179V209ZM86 209V210H85ZM137 209V210H136ZM167 209V210H166ZM169 209H171V211L169 210ZM249 209L247 210V211H249ZM6 210V211H5ZM10 210H11V212H10ZM81 212H80V211ZM83 210V211H82ZM138 210H140V211H138ZM151 210L153 211V213L154 214H152V212H151ZM164 210V211H163ZM177 210V211H176ZM178 210H179V212H178ZM9 211V212H8ZM25 211H26V213H25ZM33 211V212H32ZM84 211H87V212H85L87 215H86V217H87V219L85 218V213H84ZM163 211V212H162ZM168 211H170V214L172 213L174 216H173V219H172V217H171V219L173 220H170V216L172 215H169V212ZM174 213H173V212ZM118 212H119V214H121V215H119L118 214ZM140 212V213H139ZM144 212H145V214H144ZM151 212V213H150ZM167 212V213H166ZM175 212H177L176 213V215L177 216H179V214H180V216H183V217H181V219H179L180 218V216L177 218V216H176V218L174 219V217H175ZM33 213H35V214H33ZM256 213H258L257 211L255 212V210L252 212V216L254 215L256 218L258 217V215H259V213L258 214H256ZM5 214V215H4ZM12 214H13V216H12ZM82 214V215H81ZM141 216V217H139L138 218V216L139 215ZM182 214V215H181ZM7 215H10V216H8L7 217ZM142 215H143V218H142ZM148 215V216H147ZM75 216V217H76ZM132 216V217H131ZM144 216H146L145 218L146 219H144ZM149 216L151 217V218H149ZM253 216V217H254ZM14 218V219H12V218ZM80 218V219H79ZM118 218V219H117ZM135 218V219H134ZM148 218V219H147ZM163 218H161V219H163ZM165 218V219H166ZM9 219V220H8ZM86 219V220H85ZM124 219V221H122ZM131 219H133L134 221H136L137 219V221H136V223H134V221L133 220H131ZM166 219V220H167ZM76 220V221H75ZM140 220H141V223H139L140 222ZM167 220V221H168ZM177 220V221H176ZM83 221V222H82ZM127 221H128V224H127ZM175 221V222H174ZM179 221V222H180ZM183 221H185V220H183ZM183 221H181V223L183 222ZM145 222V223H144ZM156 222V221H155ZM135 224V225H133V224ZM143 223V224H142ZM143 226H142V225ZM161 224V223H160ZM145 225H146V227H145ZM195 225V224H194ZM133 226V227H132ZM134 226H136V227H134ZM140 226V227H139ZM161 226H163V225H161ZM160 226V227H161ZM176 226V228H175V230H174V228L173 227H175ZM196 227H197V225H195ZM195 226H193V225H190V224H188L187 225V227H186V230H196V228H195ZM139 229H138V228ZM141 227H143L142 229H145V230H142L141 229ZM163 227H165V226H163ZM1 229H3L2 227H0ZM80 228V227H79ZM78 228V232L80 233L81 231V234L80 235H82V234H85V233H87L88 232V229L86 228L85 229V227L83 228V227H81L80 229ZM134 228H136L135 230H134V232H133V230L132 229H134ZM150 228V229H149ZM152 228V229H151ZM162 228V227H161ZM173 228V229H172ZM0 229V240H2V237L4 236L3 234H5V233H7V232H5V230L3 229V230H1ZM153 230V231H152ZM155 230V231H154ZM171 230H172V232H171ZM180 230H181V232H180ZM3 231L5 232V233H3ZM142 231V232H141ZM144 231V232H143ZM177 231H179L180 233H183V234H179V232H177ZM2 232V233H1ZM14 232H15V230H14ZM136 232V233H135ZM140 232V233H139ZM149 232V233H148ZM151 232V233H150ZM78 233V234H79ZM135 233V234H134ZM142 233H144V234H142ZM155 233H157V234H155ZM176 233V234H175ZM131 234V235H132ZM142 234V235H141ZM147 234V235H146ZM149 234V235H148ZM175 235H178V236H176L175 237ZM140 236H141V238H140ZM145 236H148V237H145ZM146 238V239H145ZM140 239V240H139ZM26 240V239H25ZM144 240V241H143ZM141 241V242H140ZM142 241H143V243H142ZM169 242H166V243H164L165 245L166 244H168ZM1 244V243H0ZM51 243H49L48 245H50ZM53 244L55 245L56 243H52V246H53ZM124 244V243H123ZM126 244V246H130L131 244L130 243H125ZM128 244V245H127ZM138 244H139V246H138ZM145 244H147L146 245V247H145ZM163 244V245H164ZM193 244H194V242H193ZM193 244H189V246H188V250H189V247L191 248L192 246H194L193 248H191L192 250L193 249H195V244L193 245ZM47 244L45 245H43V247L45 246V247H47L48 246ZM164 245V246H165ZM1 246V245H0ZM51 246V245H50ZM49 246V247H50ZM67 246V247H66ZM126 246H118V248L117 247H111V249L112 248H114L115 250H119V248L121 249V250H119V251H115V250H113L114 251V253L116 252L117 254H114L112 257V259H111V263L109 262V264H117V261L115 260L114 262H113V260H114V258L115 259H117V260H119V258H121V257H123L124 255H126V253H125V251L127 252V250L129 249V248H127ZM57 247H59V251L58 250H56V248ZM65 248V250L66 251H68V253H69V251L70 252H72V250H73V248L71 247V246H69L68 245V243H64V245H61V247L60 246H55V250H56V253L58 254L57 256H59V255H62V257H61V259H63V263L65 264V261L67 260V257H66V255H65V253L66 254H68L65 250H64V248ZM82 248L81 249H83V251H82V253H84V254H87L88 252H89V247L88 246H81ZM123 247H125V248H123ZM17 248H20L19 246H16V247H14L13 248V250H10V252H9V254L10 255H14L15 254V256L18 258L19 257V251L17 250ZM67 248V249H66ZM70 248H71V250H70ZM117 248V249H116ZM61 249V250H60ZM89 249V250H88ZM124 249V250H123ZM126 249V250H125ZM191 249H190V251H191ZM15 250V251H14ZM63 250V251H62ZM122 250L124 251V252H122ZM16 252V253H15ZM60 252V253H59ZM73 252H74V250H73ZM98 252L99 251H97L96 252V254H94L93 253V256L94 257H96V258H102L103 256H101L102 254H98ZM175 252V251H174ZM180 251H178V250H176V252L175 253H172V257H174L176 260H180L179 262L181 263V264H186V262H188V257H187V253L186 254H184L185 252H183V253H179ZM64 253V254H63ZM81 253V252H80ZM81 253V254H82ZM100 253H103V251H100ZM121 253H123V254H121ZM83 254V255H84ZM104 254V253H103ZM119 254H121L120 256H119ZM176 254V255H175ZM182 254V255H181ZM63 255H65V256H63ZM186 256V257H184V256ZM15 256H13V257H15ZM100 256V257H99ZM128 256V255H127ZM127 256H124V258H121V260H119V261H123V263H121L120 262V264H130V262H129V259L127 258L126 260L127 261H125V260H123V259H125V257H127ZM182 257V258H181ZM59 258H60V256H59ZM65 258H66V260H65ZM186 258V259H185ZM182 259V260H181ZM183 259H184V262L185 263H182V261H183ZM119 261H118V264H119ZM84 264V263H83ZM131 264H132V261H131Z\"/></svg>",
    "mask_w": 264,
    "mask_h": 264
}]
</instances>
